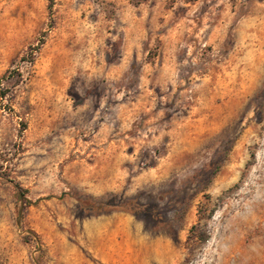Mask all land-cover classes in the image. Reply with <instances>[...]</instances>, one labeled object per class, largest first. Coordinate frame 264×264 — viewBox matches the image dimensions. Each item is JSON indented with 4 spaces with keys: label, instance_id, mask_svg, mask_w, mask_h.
<instances>
[{
    "label": "rangeland",
    "instance_id": "rangeland-1",
    "mask_svg": "<svg viewBox=\"0 0 264 264\" xmlns=\"http://www.w3.org/2000/svg\"><path fill=\"white\" fill-rule=\"evenodd\" d=\"M0 264H264V0H0Z\"/></svg>",
    "mask_w": 264,
    "mask_h": 264
},
{
    "label": "trees",
    "instance_id": "trees-1",
    "mask_svg": "<svg viewBox=\"0 0 264 264\" xmlns=\"http://www.w3.org/2000/svg\"><path fill=\"white\" fill-rule=\"evenodd\" d=\"M52 3V2H51Z\"/></svg>",
    "mask_w": 264,
    "mask_h": 264
}]
</instances>
